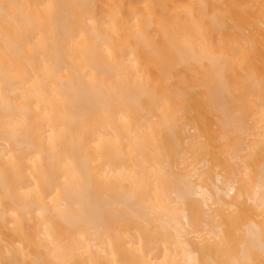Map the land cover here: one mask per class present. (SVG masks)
<instances>
[{"label":"bare ground","instance_id":"1","mask_svg":"<svg viewBox=\"0 0 264 264\" xmlns=\"http://www.w3.org/2000/svg\"><path fill=\"white\" fill-rule=\"evenodd\" d=\"M6 242L264 264V0H0Z\"/></svg>","mask_w":264,"mask_h":264},{"label":"rangeland","instance_id":"2","mask_svg":"<svg viewBox=\"0 0 264 264\" xmlns=\"http://www.w3.org/2000/svg\"><path fill=\"white\" fill-rule=\"evenodd\" d=\"M15 243L16 242H14V243H7V245H9V248L8 249L7 248L4 249V250H6V252L3 251V252L0 253V264H21L18 261V259H16V255L15 254H17V252H19V250L22 247V244L20 245L21 247L19 248L18 247L19 244H16L17 246H15ZM17 249H19V250H17ZM5 253H9L10 255H7L6 256Z\"/></svg>","mask_w":264,"mask_h":264}]
</instances>
